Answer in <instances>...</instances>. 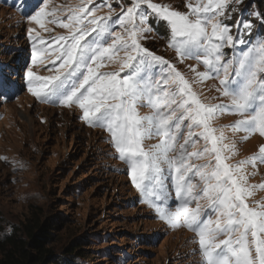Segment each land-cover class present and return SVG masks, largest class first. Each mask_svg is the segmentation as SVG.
Listing matches in <instances>:
<instances>
[{
	"label": "snow or ice",
	"instance_id": "1",
	"mask_svg": "<svg viewBox=\"0 0 264 264\" xmlns=\"http://www.w3.org/2000/svg\"><path fill=\"white\" fill-rule=\"evenodd\" d=\"M230 2L241 0H196L186 5L188 13H181L153 0H130L113 20L110 5H101L109 7L108 16H98V8L89 7L93 0H82L69 9L66 22L49 21L68 31L55 39L54 48H37L36 41L40 45L45 41L29 29L33 63L40 52L49 53L41 62H50L45 67L52 74L40 76L29 67L26 80L33 96L55 97L63 106L75 104L83 120L106 128L119 157L129 165L134 186L147 197L145 202L170 226L196 233L205 264H264V201L248 203L256 190H264V183L250 185L246 174L247 165L255 168L264 163V145L254 156L230 165L227 161L236 154L235 143H225L223 129L212 126L227 111L241 117L229 127L234 133L244 132L242 139L255 133L264 136V33H257L247 44L243 33L234 37L232 26L221 19ZM47 4L43 0L40 6L37 0L29 21L44 28L52 15L46 11ZM146 10L169 25V47L181 61L191 57L203 63V72L191 67L201 82L219 80L216 91L228 98V104L203 103L174 65L142 46L141 40L151 30ZM235 27L252 34L251 21H237ZM239 45L245 47L225 58V47ZM105 62H118L119 71L99 72ZM155 65L162 66L159 77L152 73ZM8 87L0 78V89ZM139 106L150 107L151 114L140 115ZM185 127L184 143L173 156ZM153 137L159 142L145 150L143 141ZM193 137L206 142L202 151H187L198 142ZM208 157L205 164L190 162ZM173 198L178 202L174 211L169 203ZM202 199L207 201V213L199 203Z\"/></svg>",
	"mask_w": 264,
	"mask_h": 264
},
{
	"label": "rangeland",
	"instance_id": "2",
	"mask_svg": "<svg viewBox=\"0 0 264 264\" xmlns=\"http://www.w3.org/2000/svg\"><path fill=\"white\" fill-rule=\"evenodd\" d=\"M36 2L0 0V78L10 86L0 89V227L4 235L37 212L53 228L55 242L49 246L55 249L57 257L71 264H205L196 233L184 226H170L145 202L147 197L134 186L129 165L119 157L106 128L83 120L82 110L75 104L51 106L28 91L29 67L40 76L52 74L45 67L50 62L47 59L41 62V57L49 53L40 52L33 63L34 41L30 39L29 29H34L32 35L38 33L45 41L44 45L36 41L37 48H54L55 39L67 36L68 31L49 21L66 22L69 9L80 5L82 0H48L46 11L52 15L46 18L44 28L28 19L29 14H34L32 6ZM153 2L188 13L186 5L195 4L196 0ZM129 3L130 0H93L89 7H97L98 16H108L109 7L101 5H110L112 19L116 20ZM146 11L151 30L141 40L142 46L174 65L203 103L228 104V98L216 91L219 80L210 78L201 82L191 67L203 72L206 70L203 63L191 57L181 61L175 49L169 47V25L150 10ZM221 19L232 26L234 37L243 33L246 44L255 40L257 33H264L257 0L230 2ZM237 21H251V36L242 27L239 30L235 27ZM244 47H225V58L238 54ZM119 68L118 62H105L98 71L118 72ZM161 70L162 66L155 65L152 73L159 77ZM171 90H175L174 85ZM138 112L148 115L152 109L139 106ZM240 118L226 111L212 124L223 129L228 138L225 143H235L236 154L227 161L230 165L254 156L264 145V136L258 133L250 134L245 140L244 132H233L229 126ZM187 132L186 127L182 129L173 156L179 153ZM193 139L198 142L187 151H202L206 142L198 137ZM158 142V137L145 139L143 146L149 150ZM208 159L211 157L192 158L190 162L205 164ZM246 174L250 185L264 183V163H258L255 168L247 165ZM259 201H264V190H256L248 203L254 205ZM169 203L174 211L178 202L173 198ZM199 203L207 213V201L202 199ZM191 206L195 207V202ZM78 245L87 249L85 256L67 257L68 247Z\"/></svg>",
	"mask_w": 264,
	"mask_h": 264
},
{
	"label": "trees",
	"instance_id": "3",
	"mask_svg": "<svg viewBox=\"0 0 264 264\" xmlns=\"http://www.w3.org/2000/svg\"><path fill=\"white\" fill-rule=\"evenodd\" d=\"M257 9L264 19V0H257ZM51 230L53 228L44 223L37 212L10 234L4 235L0 227V264H71L57 257L55 249L49 246L55 242ZM67 251V257L74 254L84 257L87 249L78 245L68 247Z\"/></svg>",
	"mask_w": 264,
	"mask_h": 264
}]
</instances>
